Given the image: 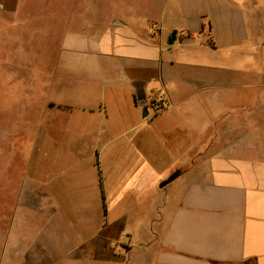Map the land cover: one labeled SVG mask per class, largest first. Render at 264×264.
<instances>
[{"label": "crops", "instance_id": "obj_1", "mask_svg": "<svg viewBox=\"0 0 264 264\" xmlns=\"http://www.w3.org/2000/svg\"><path fill=\"white\" fill-rule=\"evenodd\" d=\"M46 2L0 0V37L43 41L21 61L79 178L19 186L0 264H264V0Z\"/></svg>", "mask_w": 264, "mask_h": 264}, {"label": "rangeland", "instance_id": "obj_2", "mask_svg": "<svg viewBox=\"0 0 264 264\" xmlns=\"http://www.w3.org/2000/svg\"><path fill=\"white\" fill-rule=\"evenodd\" d=\"M33 1L35 5L24 10L26 13L32 12L31 17L39 22L48 10L47 2ZM0 33L12 35L13 30L5 27ZM43 47V41L32 38L22 40L19 55L16 41L8 39L7 36L0 37V196L3 198L0 200L1 216L12 208L14 195L22 183L32 178H40L43 181L46 172H50L52 168L58 170L55 166L70 167L76 162V154L64 152L61 146L75 148L81 138L72 135L59 136L49 130L50 119L44 111L47 91L39 90L32 84L34 82L30 80L28 72L30 66L27 67L21 61V58H27L31 63L35 57L33 52H40ZM19 148L24 149L21 151ZM61 156L63 158L58 161V165L53 164V158ZM81 159L86 164L83 171L87 174L92 170L93 158L87 155ZM76 169L66 170L65 174L73 175L74 180H77L79 176H76ZM105 172L107 173V169ZM59 182L62 183V180L55 184L56 189L62 187Z\"/></svg>", "mask_w": 264, "mask_h": 264}, {"label": "built area", "instance_id": "obj_3", "mask_svg": "<svg viewBox=\"0 0 264 264\" xmlns=\"http://www.w3.org/2000/svg\"><path fill=\"white\" fill-rule=\"evenodd\" d=\"M167 101H166V99L163 97V96H161V95H157V96H155L153 99H151L150 100V102H149V106H150V108H151V111L153 112V113H156V112H158V111H161V110H163L164 108H166L167 107Z\"/></svg>", "mask_w": 264, "mask_h": 264}, {"label": "water", "instance_id": "obj_4", "mask_svg": "<svg viewBox=\"0 0 264 264\" xmlns=\"http://www.w3.org/2000/svg\"><path fill=\"white\" fill-rule=\"evenodd\" d=\"M174 39V33H172L170 36H169V39H168V42L171 43V41ZM144 114H146V111L144 110L143 111ZM166 182H162L160 184V186H163Z\"/></svg>", "mask_w": 264, "mask_h": 264}]
</instances>
